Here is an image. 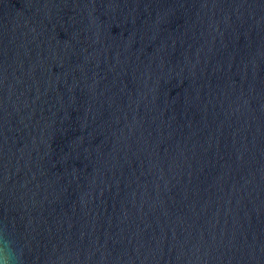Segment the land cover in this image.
I'll return each instance as SVG.
<instances>
[{"label":"water","instance_id":"obj_1","mask_svg":"<svg viewBox=\"0 0 264 264\" xmlns=\"http://www.w3.org/2000/svg\"><path fill=\"white\" fill-rule=\"evenodd\" d=\"M264 264V0H0V254Z\"/></svg>","mask_w":264,"mask_h":264},{"label":"clouds","instance_id":"obj_2","mask_svg":"<svg viewBox=\"0 0 264 264\" xmlns=\"http://www.w3.org/2000/svg\"><path fill=\"white\" fill-rule=\"evenodd\" d=\"M17 259L18 255L13 244L5 240L3 254H0V264H15Z\"/></svg>","mask_w":264,"mask_h":264}]
</instances>
